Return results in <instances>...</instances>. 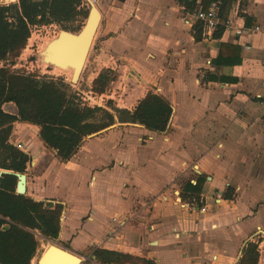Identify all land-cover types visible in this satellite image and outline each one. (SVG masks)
Listing matches in <instances>:
<instances>
[{"label": "crops", "instance_id": "obj_1", "mask_svg": "<svg viewBox=\"0 0 264 264\" xmlns=\"http://www.w3.org/2000/svg\"><path fill=\"white\" fill-rule=\"evenodd\" d=\"M189 2L96 0L101 51L118 80L89 107L114 122L68 161L40 133L42 146L21 149L30 156L24 195L63 207L59 237H40L81 260L100 264L103 248L155 264H238L256 242L264 264V0H232L234 28L212 34L196 13L218 2L224 21L223 0ZM11 3L19 0H0ZM149 92L172 105L165 130L116 111L134 112ZM194 198V209L183 206Z\"/></svg>", "mask_w": 264, "mask_h": 264}, {"label": "trees", "instance_id": "obj_2", "mask_svg": "<svg viewBox=\"0 0 264 264\" xmlns=\"http://www.w3.org/2000/svg\"><path fill=\"white\" fill-rule=\"evenodd\" d=\"M192 1L188 4L194 7L195 0ZM231 2L223 0L221 11L225 20ZM82 14H88L84 0H19V3L0 5V64L10 56H19L33 27L70 21ZM222 27L220 25L218 31ZM112 74L111 69L103 70L94 80L95 90L103 93L108 83L116 78H111ZM7 103H14L17 113L4 110ZM99 111H105L109 118L107 123L96 122ZM116 111L121 117L126 115L131 122L153 130H165L173 108L164 96L149 92L134 112ZM114 120L109 111L83 105L63 80L0 68V168L16 172L27 170L30 156L9 142L17 121L39 126L40 138L45 145L56 150L61 161H68L87 136ZM17 180L11 174L0 179V264H32L41 248L40 235L56 239L61 231L62 205L47 207L44 202L17 194ZM5 219L12 222L8 230L2 229ZM94 255L100 264H124L136 260L155 264L145 258L103 248H97ZM259 260V246L250 242L238 264H259Z\"/></svg>", "mask_w": 264, "mask_h": 264}, {"label": "rangeland", "instance_id": "obj_3", "mask_svg": "<svg viewBox=\"0 0 264 264\" xmlns=\"http://www.w3.org/2000/svg\"><path fill=\"white\" fill-rule=\"evenodd\" d=\"M87 16L88 14H82L78 15L76 18L70 21L53 22L33 27L32 35L28 40L26 47L21 51L19 56H10L8 59H6L0 64V68L6 67L18 73L37 75L41 78L54 77L59 80H63L69 85L72 93L77 94L81 102V97H84L89 91L99 93L95 90L94 80L103 70L107 69L110 62L108 57L101 51V37L100 35H98V32L95 35L94 42L92 44L86 65L78 82L72 81L70 75L72 74L71 71L57 70L55 66L49 65L47 62H45L43 55L41 54V51L46 48L47 44L54 40L62 30H67L75 33L81 30L86 22ZM114 76H116L114 80L117 81V71H114V75L112 74L111 78ZM112 81L108 83L106 89L116 86V84H113ZM107 107H109L110 109L115 108L112 103H107ZM3 108L8 112L17 113V108L14 103H7L3 106ZM108 121L109 118L106 116L105 111H99L97 113L96 122L107 123ZM39 133L40 127H37V125L27 124L24 122H15L13 125L9 142L20 149L28 150L31 148H35L36 146L39 147L42 146V142L39 140ZM40 242L42 251L43 249H45L46 246L51 244L49 240H45L41 237ZM81 264H96V261L92 258H87L84 259ZM124 264L143 263L141 261L136 260L126 262Z\"/></svg>", "mask_w": 264, "mask_h": 264}, {"label": "water", "instance_id": "obj_4", "mask_svg": "<svg viewBox=\"0 0 264 264\" xmlns=\"http://www.w3.org/2000/svg\"><path fill=\"white\" fill-rule=\"evenodd\" d=\"M90 10L86 22L78 32L62 30L59 35L52 40L46 47V53L43 54L44 61L49 65L60 68H72L73 82H78L84 67L86 65L92 43L98 31L101 22V12L93 0H87ZM6 174L14 175L18 178L17 194H26L27 192V173L14 172L8 169H0V179ZM10 225H6L4 230H8ZM62 254H69L77 257L68 249L61 248L56 242L45 248L37 259V264H62ZM96 258V256H94ZM79 258V257H77ZM83 260H81L80 264ZM72 264V263H70Z\"/></svg>", "mask_w": 264, "mask_h": 264}, {"label": "built area", "instance_id": "obj_5", "mask_svg": "<svg viewBox=\"0 0 264 264\" xmlns=\"http://www.w3.org/2000/svg\"><path fill=\"white\" fill-rule=\"evenodd\" d=\"M93 2L96 4V0H93ZM85 5H88L87 2H85ZM196 17L198 20L202 21L205 23V26L208 30L209 33L212 34V32H214L215 30H217V28L220 26V25H224L225 28L227 30L229 29H232L234 28L233 26V21L232 20H222V17H221V13H220V3L218 2H214L211 7L207 10V11H204V10H200L196 13ZM255 31H261L262 28L261 26H256L254 28ZM236 32L238 34H242L244 32V30L242 28H238L236 29ZM80 95V94H78ZM82 98V104L83 105H88V106H102L105 101H106V98L104 97V95L102 94H99V93H94L93 91H89L84 97H81ZM179 198V197H178ZM176 199H177V196H176ZM180 200V198H179ZM181 202V200H180ZM198 205V201L194 198L191 202H189L188 204H183L184 207H187V208H191V209H194L195 206ZM200 210L202 212L206 211V207H202L200 208ZM6 220V224L8 225H11V221L9 219H5ZM124 222H122L121 224H123ZM114 236L116 237L112 232H110L109 236Z\"/></svg>", "mask_w": 264, "mask_h": 264}, {"label": "bare ground", "instance_id": "obj_6", "mask_svg": "<svg viewBox=\"0 0 264 264\" xmlns=\"http://www.w3.org/2000/svg\"><path fill=\"white\" fill-rule=\"evenodd\" d=\"M94 42V41H93ZM50 43V42H49ZM49 43L47 44V45H49ZM93 44V43H92ZM47 48V47H46ZM46 48H44L42 51H41V54L43 55V54H45L46 53ZM55 68L57 69V70H59V71H71V73L72 74H70L71 75V79L73 78V73H74V70L72 69V68H68V69H64V68H60V67H58V66H55ZM49 247V245L48 246H46V248H48ZM77 256V255H76ZM77 257H79V256H77ZM77 257H73L72 255H69V254H62V261H63V263L62 264H70V263H72V264H80V262H81V258L79 257V258H77ZM36 260H34V262H33V264H36Z\"/></svg>", "mask_w": 264, "mask_h": 264}]
</instances>
